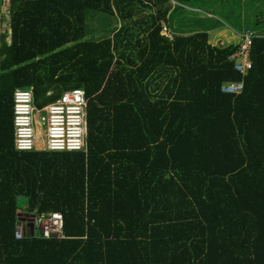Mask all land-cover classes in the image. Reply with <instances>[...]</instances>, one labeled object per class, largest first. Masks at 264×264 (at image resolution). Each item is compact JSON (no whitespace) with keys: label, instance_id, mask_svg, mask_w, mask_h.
I'll list each match as a JSON object with an SVG mask.
<instances>
[{"label":"trees","instance_id":"1","mask_svg":"<svg viewBox=\"0 0 264 264\" xmlns=\"http://www.w3.org/2000/svg\"><path fill=\"white\" fill-rule=\"evenodd\" d=\"M146 2L10 0L11 43L0 37V264H264V34L244 77L229 61L237 46L214 47L206 33L169 40L167 10L135 43L123 25L112 38H86L89 10L130 18ZM228 82H243L242 93H223ZM19 89H32L38 107L83 89L87 153L17 151ZM51 212L63 215L66 239H15L20 220Z\"/></svg>","mask_w":264,"mask_h":264},{"label":"built area","instance_id":"2","mask_svg":"<svg viewBox=\"0 0 264 264\" xmlns=\"http://www.w3.org/2000/svg\"><path fill=\"white\" fill-rule=\"evenodd\" d=\"M172 5H177L171 0ZM162 33L173 40L167 24L160 22ZM263 37L259 33L247 30L241 35L237 51L229 61L235 63V70L243 77L252 69L250 59L253 42ZM244 89L243 82L223 84L222 92L239 95ZM51 93H48V96ZM38 115L39 120H35ZM14 146L17 151L37 150L40 135L44 139V151L87 153L88 138V99L83 89H71L63 92L53 102L43 107L35 103L32 89L16 90L13 96ZM45 132L38 134L37 128ZM28 234L42 239H66L64 217L59 212L29 215L20 220L15 227V239L23 240Z\"/></svg>","mask_w":264,"mask_h":264},{"label":"rangeland","instance_id":"3","mask_svg":"<svg viewBox=\"0 0 264 264\" xmlns=\"http://www.w3.org/2000/svg\"><path fill=\"white\" fill-rule=\"evenodd\" d=\"M10 0H0V36H7L10 28ZM178 6L173 7L171 0L159 4L152 0L148 9L138 6L133 10L129 18L127 11L123 15L113 10L111 13H101L93 10L87 12L86 32L87 39L99 41L104 38H112L113 35L124 26L129 29L127 35H131L135 43L139 39H145L150 31L149 24L158 12L168 11L165 23L173 36L177 30L187 28L204 30L206 27H219L222 35H226L227 41H234L232 37L241 38L247 30H252L260 35L264 34V0H175ZM177 11L172 14L173 9ZM172 14V15H171ZM162 21V20H161ZM160 21V22H161ZM9 35V34H8ZM174 37V36H173ZM7 41V40H6ZM35 120H39L38 115ZM38 134L45 132L44 128H37ZM45 147L43 135L37 141V150ZM21 209L26 206L21 203Z\"/></svg>","mask_w":264,"mask_h":264},{"label":"crops","instance_id":"4","mask_svg":"<svg viewBox=\"0 0 264 264\" xmlns=\"http://www.w3.org/2000/svg\"><path fill=\"white\" fill-rule=\"evenodd\" d=\"M150 2L151 1L147 0V2H146L147 6ZM9 3H10V1H9ZM176 6H178V4ZM173 7H175V5H173ZM176 11H177V8L173 9L172 14H174ZM167 18H168V16H166V19ZM162 21H164V20H162ZM218 28L219 27L214 28L213 26H210L209 28L208 27L204 28V30H199V29H193L190 27V28H187V30H181V31L177 30V32H174L173 36L189 37V36L199 34V33H206L208 35L209 44H211L214 47H218V48H226V47L231 46V45L237 46L240 43V38H238L236 36L231 38V39H236V40H234V41L229 40L226 42L227 36L222 35V32H220L218 30ZM8 32L9 33H7L6 40H7V43L10 44L11 43V29L10 28H9ZM4 34H6V33H3V35ZM0 37H2V35ZM165 85H166V82L161 85V87H160L161 90H156L157 87L152 86L151 91L153 93H157V94L162 93V91H163L162 89L165 87ZM49 93H51V92H49ZM37 151H44V150H37Z\"/></svg>","mask_w":264,"mask_h":264},{"label":"water","instance_id":"5","mask_svg":"<svg viewBox=\"0 0 264 264\" xmlns=\"http://www.w3.org/2000/svg\"><path fill=\"white\" fill-rule=\"evenodd\" d=\"M178 1H184V0H178Z\"/></svg>","mask_w":264,"mask_h":264}]
</instances>
